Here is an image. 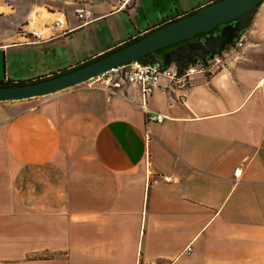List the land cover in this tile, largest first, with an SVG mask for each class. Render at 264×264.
Listing matches in <instances>:
<instances>
[{
  "label": "crops",
  "instance_id": "0c3cea01",
  "mask_svg": "<svg viewBox=\"0 0 264 264\" xmlns=\"http://www.w3.org/2000/svg\"><path fill=\"white\" fill-rule=\"evenodd\" d=\"M60 1L67 13L43 6L35 23L0 3V82L76 66L68 37L100 22L130 20L131 31L96 55L213 0ZM76 5L84 22L68 18ZM63 15L65 31H53ZM245 31V46L196 75L183 99L162 79L148 111L131 84L110 98L77 84L0 101V264H264V2ZM148 113L165 118L148 123Z\"/></svg>",
  "mask_w": 264,
  "mask_h": 264
},
{
  "label": "water",
  "instance_id": "95a60500",
  "mask_svg": "<svg viewBox=\"0 0 264 264\" xmlns=\"http://www.w3.org/2000/svg\"><path fill=\"white\" fill-rule=\"evenodd\" d=\"M264 0H213L193 12L144 32L141 37L63 71L14 85L0 84V101L45 96L95 78L106 70L155 55L149 61L183 66L230 47L250 24V13ZM177 44V45H175ZM169 50L160 52L169 46Z\"/></svg>",
  "mask_w": 264,
  "mask_h": 264
},
{
  "label": "built area",
  "instance_id": "2783aa9c",
  "mask_svg": "<svg viewBox=\"0 0 264 264\" xmlns=\"http://www.w3.org/2000/svg\"><path fill=\"white\" fill-rule=\"evenodd\" d=\"M75 14L79 20L86 19L89 11L85 6H78L75 9ZM66 19L65 16L57 18L50 26L53 31H65ZM32 34L36 37L41 36L40 31H33ZM248 39L246 31L241 32L236 38L235 42L231 45L230 51L224 50L221 53L213 54L207 58H200L197 61H192L183 66L179 63H171L169 66L164 67L160 62H143L133 61L128 62L117 67H113L104 71L100 75L91 79L92 84L98 85L109 94V98L116 95L117 92L124 88L125 85L131 84L140 89L142 107L148 111V101L152 96L154 90L160 86L162 79L166 80L170 85H175L181 92L180 98L185 97L186 92L193 84V79L196 75L201 74L205 77H210L220 71L224 65L225 60L228 58L230 52H237L242 49ZM167 87V86H166ZM165 116L162 114L152 115L148 113L146 121L162 122ZM152 174V171H149ZM238 173V170L235 171ZM164 181L170 182L169 176L163 177ZM191 251L189 246L186 250ZM152 264L154 262H151Z\"/></svg>",
  "mask_w": 264,
  "mask_h": 264
},
{
  "label": "rangeland",
  "instance_id": "374dc122",
  "mask_svg": "<svg viewBox=\"0 0 264 264\" xmlns=\"http://www.w3.org/2000/svg\"><path fill=\"white\" fill-rule=\"evenodd\" d=\"M56 0H0L1 4H11L14 5V7L17 9L15 16H18V20L20 23L24 22L25 18L31 13L32 17L31 20L35 23L37 20L36 15L41 10L45 11L42 7H47L48 9L50 6H53L54 9H59L63 13H67L69 9L64 4L63 1H60V4L52 3ZM77 7V5L75 6ZM74 7V8H75ZM42 8V9H41ZM73 8V9H74ZM76 9V8H75ZM75 9L70 11L69 13V19L73 23L77 22H84L82 20H79V18L75 14ZM128 24H131L130 20L128 21ZM128 24H124V22L115 20V22L112 23V21H105L100 22L96 29L90 30V31H79L77 33H74L73 35L69 36L67 39V49L71 55L72 61L74 63H83L90 58L94 57L96 55V51L103 46L107 42L113 43L112 37L119 36V39H125L130 37L128 32L131 31V28ZM20 30L21 25H20ZM117 41V40H116ZM77 59V60H76ZM79 61V62H78ZM78 65V64H77ZM91 80V79H90ZM88 80L86 82L81 83L80 86H91L94 87L95 84H92V82ZM49 97L47 96H41L36 97V99L33 100H43L44 98ZM39 98V99H38ZM9 213V211H7ZM26 210L20 209L18 212V222H19V254H28L27 251H29L28 246L26 244V234H27V224H26ZM3 220L11 219L10 216H2ZM8 225V224H7ZM5 231L9 232V226H4L2 229V233H5ZM4 235V234H3ZM6 239V236L3 237ZM4 241H0V246L3 244ZM33 245L31 244V247ZM2 247H0V250ZM5 251V248H4ZM6 252V251H5ZM40 254V257H43V251H38ZM27 258H20V264L26 263Z\"/></svg>",
  "mask_w": 264,
  "mask_h": 264
},
{
  "label": "trees",
  "instance_id": "16d2710c",
  "mask_svg": "<svg viewBox=\"0 0 264 264\" xmlns=\"http://www.w3.org/2000/svg\"><path fill=\"white\" fill-rule=\"evenodd\" d=\"M256 11V8L250 13V15H249V18H250V23H251V19H252V16H253V13ZM171 21H173V20H171ZM171 21H169V22H171ZM169 22H167V23H169ZM166 23V24H167ZM159 26H157V27H155V28H158ZM139 37H141V36H137L136 38H131V39H128V40H126V42L125 43H123V44H121L120 46H123L124 44H127V43H129V42H131V41H133V40H135V39H137V38H139ZM175 45H177V44H175ZM175 45H172V46H169V47H167V48H165V49H163V50H160V52H163V51H165V50H168V49H170V48H172L173 46H175ZM120 46H115V48H118V47H120ZM114 48H112V49H110V50H113ZM155 58V55H150V56H147V57H145V59H141L140 61H143V62H149V59H154ZM200 58H198V57H196L195 59H193L192 61H197V60H199ZM191 61V62H192ZM17 83H21V82H16V83H14V82H0V84H3V85H14V84H17Z\"/></svg>",
  "mask_w": 264,
  "mask_h": 264
},
{
  "label": "flooded vegetation",
  "instance_id": "af4514ba",
  "mask_svg": "<svg viewBox=\"0 0 264 264\" xmlns=\"http://www.w3.org/2000/svg\"><path fill=\"white\" fill-rule=\"evenodd\" d=\"M173 47H174V46H173ZM170 49H171V48H170ZM168 50H169V49H168ZM165 51H166V50H165ZM163 52H164V51H163ZM161 53H162V52H161ZM195 58H196V57H194V56L191 57L192 60L195 59Z\"/></svg>",
  "mask_w": 264,
  "mask_h": 264
}]
</instances>
